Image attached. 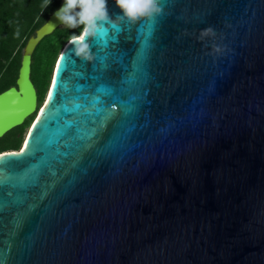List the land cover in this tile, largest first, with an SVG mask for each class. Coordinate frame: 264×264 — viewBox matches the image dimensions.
<instances>
[{"label": "water", "instance_id": "95a60500", "mask_svg": "<svg viewBox=\"0 0 264 264\" xmlns=\"http://www.w3.org/2000/svg\"><path fill=\"white\" fill-rule=\"evenodd\" d=\"M158 2L91 63L68 40L40 107L64 0L28 38L0 93V138L35 117L0 154V264H264V0Z\"/></svg>", "mask_w": 264, "mask_h": 264}, {"label": "trees", "instance_id": "16d2710c", "mask_svg": "<svg viewBox=\"0 0 264 264\" xmlns=\"http://www.w3.org/2000/svg\"><path fill=\"white\" fill-rule=\"evenodd\" d=\"M43 3L44 0H0V93L15 86L23 47L48 15L58 8L60 0H52L47 9L42 8ZM17 27L19 38L15 36ZM82 28L59 27L36 46L31 56L30 79L37 92L38 106L44 102L57 56L69 38L80 33ZM34 119V115L30 116L0 138V154L22 148L25 133Z\"/></svg>", "mask_w": 264, "mask_h": 264}, {"label": "clouds", "instance_id": "9594fccd", "mask_svg": "<svg viewBox=\"0 0 264 264\" xmlns=\"http://www.w3.org/2000/svg\"><path fill=\"white\" fill-rule=\"evenodd\" d=\"M52 0H44L43 9H47ZM123 15L111 19L108 13L107 0H64L63 5L56 11L55 16L60 23L70 29L83 26L80 35L73 34L68 44L73 46L75 56L84 62H93L95 55L87 42L95 39L102 31L107 32L105 25L118 29L120 22L136 24L142 19L153 18L162 12L158 0H115ZM54 28V25L48 24ZM15 36L19 38L20 29L17 27Z\"/></svg>", "mask_w": 264, "mask_h": 264}, {"label": "snow or ice", "instance_id": "6c2138e0", "mask_svg": "<svg viewBox=\"0 0 264 264\" xmlns=\"http://www.w3.org/2000/svg\"><path fill=\"white\" fill-rule=\"evenodd\" d=\"M63 59H64V57L60 58V60H63ZM62 71H63V66L58 63L57 66H56V74H57V76H59ZM57 84H59V86L61 87L62 80L61 81H56V80L53 81V87L54 88L57 86ZM0 160H2V157H0Z\"/></svg>", "mask_w": 264, "mask_h": 264}, {"label": "flooded vegetation", "instance_id": "af4514ba", "mask_svg": "<svg viewBox=\"0 0 264 264\" xmlns=\"http://www.w3.org/2000/svg\"><path fill=\"white\" fill-rule=\"evenodd\" d=\"M60 3H61V0H60ZM60 3H59V5H60ZM59 7V6H58ZM76 35H80V33H76ZM35 91H36V89H35ZM36 96H37V92H36ZM37 104H38V99H37ZM43 104V102L41 103V105ZM40 105V106H41ZM40 106H38V107H40ZM25 135H26V133H25Z\"/></svg>", "mask_w": 264, "mask_h": 264}, {"label": "rangeland", "instance_id": "374dc122", "mask_svg": "<svg viewBox=\"0 0 264 264\" xmlns=\"http://www.w3.org/2000/svg\"><path fill=\"white\" fill-rule=\"evenodd\" d=\"M35 120V119H34ZM33 123V122H32Z\"/></svg>", "mask_w": 264, "mask_h": 264}]
</instances>
